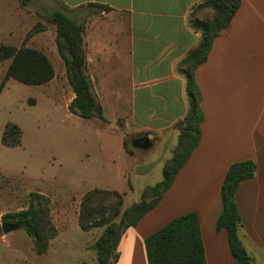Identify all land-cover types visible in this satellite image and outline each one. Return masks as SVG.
Masks as SVG:
<instances>
[{
    "label": "crops",
    "instance_id": "0c3cea01",
    "mask_svg": "<svg viewBox=\"0 0 264 264\" xmlns=\"http://www.w3.org/2000/svg\"><path fill=\"white\" fill-rule=\"evenodd\" d=\"M45 1L55 4L50 13L61 9L85 22L87 73L105 116V120L99 119L108 120L101 100L103 89L114 98L113 121L124 153L123 186L112 189L122 191L128 185L126 204L137 202L128 198L163 179V166L178 144L177 122L189 112L184 72L189 65L183 61L201 40V31L191 24L190 14L203 0ZM89 2L109 9L87 6ZM202 10L200 18L207 17ZM208 12L213 16V9ZM125 77L130 85L127 94L121 85L111 89L109 80L104 82ZM195 77L204 112L200 143L161 201L125 231L115 264H149L146 237L191 211L200 218L207 263L237 264L227 231L217 230V221L223 209L221 186L227 170L232 162L245 159H253L257 171L253 178L242 181L235 193L241 215L238 234L253 264H264V0H241L230 26L215 38ZM74 96L73 91L71 100ZM122 102L127 111L122 108L119 114L117 105ZM129 136L132 153L124 146ZM142 136L151 141L147 149L132 145ZM150 149L154 152L142 153ZM98 236L87 242V247ZM7 239V233L0 235L1 241Z\"/></svg>",
    "mask_w": 264,
    "mask_h": 264
},
{
    "label": "rangeland",
    "instance_id": "374dc122",
    "mask_svg": "<svg viewBox=\"0 0 264 264\" xmlns=\"http://www.w3.org/2000/svg\"><path fill=\"white\" fill-rule=\"evenodd\" d=\"M53 6L45 0H31L27 7L20 0H0V45L25 44L44 51L58 74L52 83L41 85L10 78L0 94V214L26 208L30 194L41 192L50 201L58 230L45 254L35 251L33 238L23 227L8 232V239L0 240V264H97L96 252L86 243L94 241L102 229L81 228L80 201L93 188L123 186L124 153L113 121L114 98L102 89L107 121L82 118L70 111L73 88L57 50L56 26L46 18ZM208 10L201 14L211 17ZM9 63L10 59L0 61V85ZM108 80L109 88L121 85L125 94L129 92L128 78L104 82ZM124 105H117L119 114ZM10 123L22 129L21 145L3 143ZM131 137H127L130 145ZM124 187L120 192L128 191V185ZM143 190L128 199L139 201Z\"/></svg>",
    "mask_w": 264,
    "mask_h": 264
},
{
    "label": "trees",
    "instance_id": "16d2710c",
    "mask_svg": "<svg viewBox=\"0 0 264 264\" xmlns=\"http://www.w3.org/2000/svg\"><path fill=\"white\" fill-rule=\"evenodd\" d=\"M30 0H20L22 6ZM101 10L109 6L89 2ZM241 6V0H203L195 5L190 22L201 31L199 44L191 49L183 61L189 65L184 69L187 75V91L190 108L184 118L177 122L178 144L173 155L163 166V179L146 186L139 201L127 205L125 192L93 188L82 195L79 210V224L85 231L101 228V234L92 244L97 264H115L119 258L118 245L125 231L136 226L154 208L171 188L179 171L188 162L201 140V124L204 112L201 108V91L197 83L196 69L207 60L213 41L227 29ZM209 7L214 10L211 18H200L199 11ZM56 26V46L65 67L67 78L75 96L69 104L72 113L82 118L105 120L103 106L93 92L92 80L87 73V57L84 50L85 22L77 21L61 9L46 15ZM10 59L0 85V94L10 78L30 85H41L51 81L55 67L42 50L23 44L20 47L0 45V61ZM22 129L14 123L7 124L3 143L17 146L22 143ZM124 146L130 153L132 146L127 138ZM257 171L253 159L234 161L230 164L221 186L223 209L217 221V230L225 229L228 242L237 264H253V258L241 241L238 228L241 215L235 193L240 183L251 179ZM26 208L2 215V222L20 224L33 238L35 251L45 254L50 240L58 234L51 214L49 199L41 192H32ZM0 222V235L2 228ZM149 264H208L202 237L201 222L197 212L191 211L177 216L145 239Z\"/></svg>",
    "mask_w": 264,
    "mask_h": 264
},
{
    "label": "water",
    "instance_id": "95a60500",
    "mask_svg": "<svg viewBox=\"0 0 264 264\" xmlns=\"http://www.w3.org/2000/svg\"><path fill=\"white\" fill-rule=\"evenodd\" d=\"M132 145L136 148L147 149L151 146V141L147 136H142L134 139L132 141ZM1 228L4 233H8L15 229L20 228V224L12 223V222H2Z\"/></svg>",
    "mask_w": 264,
    "mask_h": 264
}]
</instances>
